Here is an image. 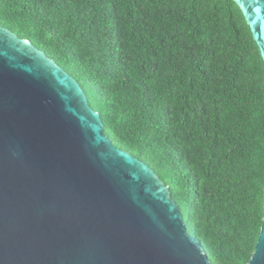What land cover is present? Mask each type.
<instances>
[{
    "label": "trees",
    "instance_id": "obj_1",
    "mask_svg": "<svg viewBox=\"0 0 264 264\" xmlns=\"http://www.w3.org/2000/svg\"><path fill=\"white\" fill-rule=\"evenodd\" d=\"M0 23L74 76L112 142L170 186L213 264L264 218V60L234 0H0Z\"/></svg>",
    "mask_w": 264,
    "mask_h": 264
},
{
    "label": "water",
    "instance_id": "obj_2",
    "mask_svg": "<svg viewBox=\"0 0 264 264\" xmlns=\"http://www.w3.org/2000/svg\"><path fill=\"white\" fill-rule=\"evenodd\" d=\"M264 60V0H234ZM0 264H213L79 81L0 23ZM246 264H264V218Z\"/></svg>",
    "mask_w": 264,
    "mask_h": 264
},
{
    "label": "rangeland",
    "instance_id": "obj_3",
    "mask_svg": "<svg viewBox=\"0 0 264 264\" xmlns=\"http://www.w3.org/2000/svg\"><path fill=\"white\" fill-rule=\"evenodd\" d=\"M193 236V235H192Z\"/></svg>",
    "mask_w": 264,
    "mask_h": 264
}]
</instances>
